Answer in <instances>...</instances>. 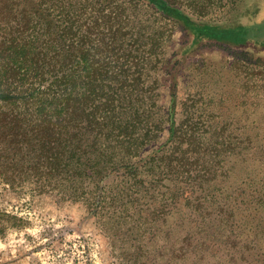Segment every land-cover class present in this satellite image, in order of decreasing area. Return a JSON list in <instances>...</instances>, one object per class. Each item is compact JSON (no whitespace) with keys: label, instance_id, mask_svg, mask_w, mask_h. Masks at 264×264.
<instances>
[{"label":"trees","instance_id":"1","mask_svg":"<svg viewBox=\"0 0 264 264\" xmlns=\"http://www.w3.org/2000/svg\"><path fill=\"white\" fill-rule=\"evenodd\" d=\"M183 7L181 0H0V182L95 206V216L108 210L112 242L122 227L117 213L141 214L144 199L161 204L159 218L169 208L200 214L192 224L201 236L211 217L204 204L216 197L205 186L219 173L209 163L231 140L202 132L187 103H161L158 74L172 63V34L157 20L181 23L198 41L220 38V29L194 22ZM210 240L188 236L178 251L214 249ZM145 257L134 247L125 261L151 263Z\"/></svg>","mask_w":264,"mask_h":264},{"label":"rangeland","instance_id":"2","mask_svg":"<svg viewBox=\"0 0 264 264\" xmlns=\"http://www.w3.org/2000/svg\"><path fill=\"white\" fill-rule=\"evenodd\" d=\"M181 2L194 22L220 29L219 39L198 41L181 23L153 17L172 34V63L158 74L161 103H187L202 132L212 128L231 140L227 154L212 157L219 173L205 186L216 197L204 204L211 217L201 236L214 249L178 251L180 239L201 237L192 223L202 218L191 209L169 208L159 218L161 204L144 199L141 214L117 213L122 227L112 242L108 210L95 216V206L0 182V264H127L134 247L149 264H264V0ZM203 139L210 143L211 134Z\"/></svg>","mask_w":264,"mask_h":264}]
</instances>
